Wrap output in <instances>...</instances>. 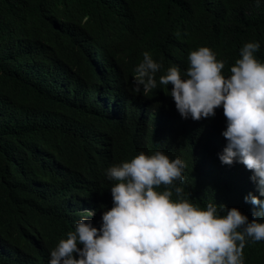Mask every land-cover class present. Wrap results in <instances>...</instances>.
Instances as JSON below:
<instances>
[{
    "label": "trees",
    "instance_id": "obj_1",
    "mask_svg": "<svg viewBox=\"0 0 264 264\" xmlns=\"http://www.w3.org/2000/svg\"><path fill=\"white\" fill-rule=\"evenodd\" d=\"M249 42L264 63V0H0V264H49L84 209L99 228L113 206L107 169L140 152L180 157L185 180L175 183L190 202L251 221L252 172L218 158L223 108L184 119L172 85L159 83L202 46L230 76ZM144 52L163 67L156 89L136 93ZM243 260L264 264V240L249 238Z\"/></svg>",
    "mask_w": 264,
    "mask_h": 264
},
{
    "label": "clouds",
    "instance_id": "obj_2",
    "mask_svg": "<svg viewBox=\"0 0 264 264\" xmlns=\"http://www.w3.org/2000/svg\"><path fill=\"white\" fill-rule=\"evenodd\" d=\"M259 48L258 42L246 43L225 76V61L202 46L190 52L183 74L171 66L159 79L172 85L170 95L184 119L212 118L223 108L227 144L218 158L252 172L258 195L244 197L253 206L251 221L236 207L208 203L201 208L190 202L175 183L185 180L187 165L180 157L140 152L107 169V179L115 182L113 206L102 213L100 227L88 219L95 211L84 209L74 231L51 250L49 264H244L247 240H264V63L255 55ZM162 67L144 52L133 91L156 89Z\"/></svg>",
    "mask_w": 264,
    "mask_h": 264
}]
</instances>
